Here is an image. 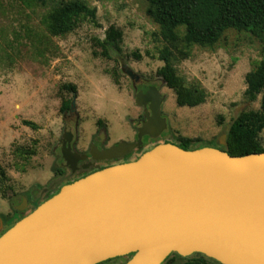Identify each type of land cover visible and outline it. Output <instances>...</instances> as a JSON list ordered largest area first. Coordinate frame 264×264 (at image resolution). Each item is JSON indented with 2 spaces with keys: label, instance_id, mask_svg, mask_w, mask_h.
Segmentation results:
<instances>
[{
  "label": "rangeland",
  "instance_id": "374dc122",
  "mask_svg": "<svg viewBox=\"0 0 264 264\" xmlns=\"http://www.w3.org/2000/svg\"><path fill=\"white\" fill-rule=\"evenodd\" d=\"M85 1L96 8L95 20H86L63 36H51L42 18L53 1L41 5L0 0V166L6 174L0 226L14 223L9 218L15 208L25 206L30 190L46 187L58 165L64 130L73 134L79 148L99 132L111 142L133 137L139 114L137 87L123 64L143 82L161 88L167 127L160 142L184 136L200 139L196 144L216 145L241 110L259 108L260 95L255 101L244 97V76L261 59V44L248 33L228 31L214 49L194 46L189 58L176 62L179 74L199 81L207 91L204 103L178 106L173 90L156 75L163 65L162 42L157 25L145 15V2ZM110 25L121 31L122 41L121 53L109 50L108 58L101 55L95 39H103ZM69 82L76 85L75 93L60 90ZM62 97L75 98L74 116L60 110ZM259 137L264 147V129ZM17 146L34 149L35 154L26 162L13 153ZM182 262L177 258L174 264Z\"/></svg>",
  "mask_w": 264,
  "mask_h": 264
},
{
  "label": "water",
  "instance_id": "95a60500",
  "mask_svg": "<svg viewBox=\"0 0 264 264\" xmlns=\"http://www.w3.org/2000/svg\"><path fill=\"white\" fill-rule=\"evenodd\" d=\"M145 90L137 142H120L103 157L127 154L142 135L165 128L162 97ZM224 145L223 135L216 146L194 149L161 142L62 185L0 234V264H98L130 254L123 264H161L172 253L264 264V151L233 156Z\"/></svg>",
  "mask_w": 264,
  "mask_h": 264
},
{
  "label": "trees",
  "instance_id": "16d2710c",
  "mask_svg": "<svg viewBox=\"0 0 264 264\" xmlns=\"http://www.w3.org/2000/svg\"><path fill=\"white\" fill-rule=\"evenodd\" d=\"M28 4L44 5L48 0H26ZM52 6L45 12L42 22L51 36H63L74 31L82 22L94 21L96 8L89 6L85 0H49ZM145 15L157 25L158 37L162 42L159 58L163 65L156 71L166 86L173 90L178 106H198L205 102L207 91L196 80L187 81L178 73L176 62L190 57L194 46L214 49L225 38L228 31L248 33L261 44V59L244 76L246 88L244 97L255 101L260 95L258 109L241 110L230 123L226 133V145L222 150L233 156L252 152H263L264 147L259 133L264 129V0H143ZM121 31L110 25L103 39H95L101 49V55L110 57L109 50L121 53ZM96 54V53H95ZM135 55V54H134ZM61 91L75 93L76 85L63 83ZM70 99H61L60 110L65 111ZM23 123L35 128L28 120ZM167 142V141H165ZM172 142L183 149H194L202 146H214L200 143L198 138L178 136ZM15 156L27 162L35 154V150L17 146L13 150ZM6 179L4 169L0 166V192L2 182ZM11 220V218H9ZM12 222L8 224L10 227ZM117 257L98 264L115 261L123 264L129 257ZM177 258L183 259L181 264H220L200 253L182 257L170 254L161 264H174Z\"/></svg>",
  "mask_w": 264,
  "mask_h": 264
},
{
  "label": "flooded vegetation",
  "instance_id": "af4514ba",
  "mask_svg": "<svg viewBox=\"0 0 264 264\" xmlns=\"http://www.w3.org/2000/svg\"><path fill=\"white\" fill-rule=\"evenodd\" d=\"M160 80L162 83H165V81L160 77ZM133 81V80H132ZM137 87L136 92V106L139 108V114H138V120L134 126V133L133 137L131 139L121 138L115 142L106 141L104 139V135L102 132H99L97 134V137L93 139L86 147L79 148L75 146V142L73 141V134L70 132V135L68 137L64 138V134L69 131H63L61 141H60V156L58 165L54 166V172L52 171V176L49 179V181L46 183V187H43L40 191L34 192L33 189L29 191V198H27L25 206L17 207L13 210V213L11 214V221L12 220H18L22 216L26 215L27 210H33L38 204H40L45 199L49 198L53 194H55L59 188L67 183L73 182L81 177H84L94 171L100 170L105 167H109L115 164L128 162L131 160H134L137 158L141 153L144 151L150 149L154 145L161 143L159 140L160 138H163L165 136V129L167 127V120L164 115V112L162 111V102H163V95L161 93V88L159 86H156L152 83H145L143 82L141 76L139 75V78L137 81L133 82ZM145 91H154L158 92L159 96L162 97L161 102L159 104V111H160V118L165 119L166 126L165 128L160 132V134L157 137H152L149 134H144L141 137V143L138 144L132 151H130L127 154H122L119 157H112L107 158L103 157L101 155L102 151L109 150L110 148L116 146L120 142H129V143H136L138 140V129L137 124L144 122L146 120L145 118V106L142 102L139 103L138 101V94L141 90ZM64 116L65 114H70L71 116L75 115V108H71V100L69 107L63 111ZM78 117L76 116V119ZM167 141L166 139L163 140V142ZM216 146V145H214ZM29 211V212H30ZM28 212V213H29ZM27 213V214H28ZM14 221V222H15ZM2 228L6 225L2 224ZM0 226V228H1ZM8 227L5 229H0V234L5 231Z\"/></svg>",
  "mask_w": 264,
  "mask_h": 264
}]
</instances>
